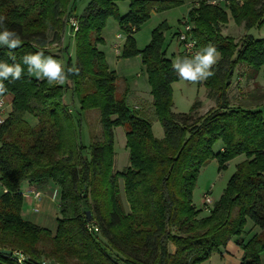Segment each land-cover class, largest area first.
Wrapping results in <instances>:
<instances>
[{
    "label": "trees",
    "instance_id": "16d2710c",
    "mask_svg": "<svg viewBox=\"0 0 264 264\" xmlns=\"http://www.w3.org/2000/svg\"><path fill=\"white\" fill-rule=\"evenodd\" d=\"M77 0H0V16L15 30L22 46L14 51L0 47V61L13 63L28 53L58 44L71 18L77 68L61 84H49L24 73L4 81L11 94V109L0 124V264H200L220 252L231 238L243 250L240 264H261L264 252V84L256 78L264 68V39L245 34L239 42L221 34L227 11L233 21L250 29L264 25V0H128V11L118 12L117 0H89L74 11ZM196 3L188 15L198 42L211 43L219 53L214 75L205 81L213 105L204 113L195 102L188 112H173L171 83L180 79L166 56L162 23L151 41L136 48L133 33L149 18L183 4ZM114 17L126 32L123 55L139 54L150 86L154 114L163 138H154L148 118L130 109L125 98L115 97L117 76L109 70L97 45L100 30ZM71 29V28H70ZM177 33H175L176 35ZM65 52V48L63 53ZM244 65L241 78L252 81L253 90L230 98L233 71ZM70 88L81 114L100 110V137L87 147L80 140L79 113L64 99ZM1 96V95H0ZM36 119L31 126L24 114ZM125 129L128 163L115 170L114 129ZM220 142L218 150L214 145ZM244 155L235 165L218 200L202 215L192 199L201 168L211 160L225 168L232 158ZM128 205L124 210L119 188ZM48 183L58 188V216L53 232L24 220L21 185ZM86 211L90 212L87 220ZM246 220L260 229L249 239L241 233ZM173 250L171 251V249Z\"/></svg>",
    "mask_w": 264,
    "mask_h": 264
},
{
    "label": "rangeland",
    "instance_id": "374dc122",
    "mask_svg": "<svg viewBox=\"0 0 264 264\" xmlns=\"http://www.w3.org/2000/svg\"><path fill=\"white\" fill-rule=\"evenodd\" d=\"M88 1L89 0H77L74 7L75 13L79 14ZM115 4L117 5L120 15H124L129 9L128 0H117ZM192 5L195 6L197 4L194 2H190V8ZM189 10L190 9L188 7L187 1H185L181 5L161 12L152 10L149 18L139 27L137 31L133 33L136 48L139 50L143 49L151 41L152 31L156 29L158 25L166 23V25L161 28V37L167 44L166 56L171 58L172 62L178 57H190L183 54L182 50H180L181 48L177 46L178 44H176V35L174 37L175 40L172 39L173 33H177L179 30H183L185 21H188L192 25V21H190L188 15ZM100 33L102 41L97 45V48L103 52L105 63L107 64L109 70L114 71L117 76L115 83V97L117 99L125 98V102L131 110L133 109L140 117L148 118L150 121V130L152 135L154 136V138L161 140L163 138V130L159 120L157 119L153 111L150 86L147 83L146 71L142 63L141 56L139 54H135L133 56L123 55L122 52L125 44L126 32L123 28H121L116 18L112 16L108 17L104 22ZM119 34L121 35V38H118ZM221 34L233 38V41L235 42H239L245 34H249L254 38L264 39V25L260 27L245 29L243 24H236L233 21L229 11H227V22L225 25L221 26ZM115 44H119L118 54L116 53V49L114 48ZM208 44L209 43L198 42L196 50L199 51L203 46H206ZM64 48L65 52L63 53ZM49 50L54 55H57L60 58V61L64 66H66L67 62H70L71 64L75 63L74 32H72L70 27H67L64 30L61 41L58 44L49 46ZM219 58L220 57L218 53V60ZM244 69L245 66L241 65L236 67L233 71L232 78L229 82L231 83L229 89L231 100H234V97L241 96V93L243 92L253 90L252 81L245 82L244 79L241 78V71ZM256 80L259 83L264 84V68L259 71ZM170 87L171 99L173 101L171 110L173 112H188L195 102H199L201 106L200 112L204 113L213 105V101H211V99L207 96L205 81L197 84H192L178 79L172 82ZM64 99L66 104L72 111L74 118L76 117V113L80 114V140L82 145L87 147L90 143L91 137H100V110L95 108L84 111L81 114L80 105L77 101L76 96L73 94L70 88H66V90L64 91ZM3 108L5 109V113L1 115V118L5 120L10 111L8 101L4 102ZM24 119L31 126L36 124V119L29 113L24 114ZM113 133V151L115 153L114 167L115 170L121 171L128 163L129 151L125 143V129L121 126H118L114 129ZM219 146L220 142H217L214 145L213 150H218ZM244 158V155L234 157L231 159L230 163H226L225 168L220 169L218 167L217 161L211 160L201 168L195 182L192 199L197 207L204 208L201 212L202 215H206L208 213V209H205L203 204L204 195L207 194L209 198L212 199V204L214 201L218 200L226 187L227 180L235 170V165L241 162ZM122 182V179L119 178L118 184L121 192V199L124 205V210L127 212L129 209L123 194ZM2 189L3 187L0 184V194ZM38 207L39 205L36 202L35 204L29 205L25 201L23 203V210L27 209L28 211L32 212L35 211V213H37L38 211H44L42 207ZM57 216L58 214L56 213V217ZM25 217H28V215L26 214ZM47 217L50 220V216ZM252 229H254V227L252 226L251 222L249 220H246L244 229L242 231L244 239L247 240L249 238L248 235L251 234ZM213 257H216L215 254L213 255ZM217 259L218 258H215L216 262H218ZM260 262L264 264V252L260 254ZM200 264L214 263L212 260L209 261L208 259L207 261Z\"/></svg>",
    "mask_w": 264,
    "mask_h": 264
},
{
    "label": "clouds",
    "instance_id": "9594fccd",
    "mask_svg": "<svg viewBox=\"0 0 264 264\" xmlns=\"http://www.w3.org/2000/svg\"><path fill=\"white\" fill-rule=\"evenodd\" d=\"M6 17L0 16V47L14 51L22 46L20 36L15 30L9 29L5 24ZM13 63L0 61V95L8 90L4 81H14L22 77L23 65L27 66L29 76L40 80H47L49 84H64L69 74L78 73L77 68H67L62 62L52 55H45L43 51L28 53L21 57V62H16L14 54L9 55ZM218 53L216 47L209 43L203 46L191 57H178L173 61V69L177 76L188 83L197 84L206 81L214 75L212 68L217 63ZM23 257H21L22 264Z\"/></svg>",
    "mask_w": 264,
    "mask_h": 264
},
{
    "label": "crops",
    "instance_id": "0c3cea01",
    "mask_svg": "<svg viewBox=\"0 0 264 264\" xmlns=\"http://www.w3.org/2000/svg\"><path fill=\"white\" fill-rule=\"evenodd\" d=\"M188 7L190 9V2L187 1ZM175 33H173L172 39H174ZM175 40V39H174ZM177 46L181 48L180 44ZM167 46V44L165 43ZM182 50V48L180 49ZM177 52V50H176ZM172 60V59H171ZM126 93V92H124ZM0 98L2 99L3 102L8 101L10 109H11V100L12 96L11 94H4L1 95ZM137 109V108H134ZM228 161L227 163H230ZM39 191L40 196L36 198L33 194L32 191ZM3 191V189H2ZM1 191V193H2ZM21 192H22V197H23V202H22V207L20 211V215L24 220H27L28 222L35 224L37 226L46 228L50 230L51 232L54 233L56 229V213L58 214V203L57 198H58V188L54 186L52 183H48L45 186L37 187L34 183L31 182H23L21 185ZM24 201L29 205V204H35V202L39 205L38 208L42 207L44 211L40 212L38 211L37 213L28 211L27 209L23 210V203ZM28 215V217H25V215ZM45 216V217H44ZM47 216H50V220L48 219ZM53 216V218H52ZM253 226V225H252ZM254 229H252V232L248 237L250 238L252 235L259 233L260 229L256 226H253ZM254 233V234H253ZM242 239L243 234L241 233ZM248 238V239H249ZM246 240V239H244ZM173 248L171 249V251ZM215 254V258H218V262L215 261V258L213 255ZM211 257L209 258V261H213V263H222V264H240L242 257H243V250L242 248L238 245L236 238H231L225 245V247L221 248L220 252L218 253H213ZM207 261V260H206ZM205 262V261H204ZM262 264V263H261Z\"/></svg>",
    "mask_w": 264,
    "mask_h": 264
},
{
    "label": "built area",
    "instance_id": "2783aa9c",
    "mask_svg": "<svg viewBox=\"0 0 264 264\" xmlns=\"http://www.w3.org/2000/svg\"><path fill=\"white\" fill-rule=\"evenodd\" d=\"M221 0H211L209 1L212 4H216ZM67 27H70L72 32H74L77 29V25H76V21L71 18L67 24ZM192 25L188 22L185 21L184 23V28L183 30H179L176 34V38L178 43L180 44L181 48H182V53L188 56H193L196 52H197V42L195 40V38L193 37V33H192ZM118 38H121V35H118ZM114 48L116 49V53L118 54V48H119V44H115ZM3 104L4 102L2 101V99H0V124L3 122V119L1 118V115H3L5 113V109L3 108ZM32 194L38 198L40 196V192L37 190H33ZM203 204L205 209H209L210 205H212V199L209 198V196L207 194L204 195L203 197ZM14 256L16 257L17 263L21 264V257H23L22 260V264L23 261L25 259V256L20 252V251H15L14 252Z\"/></svg>",
    "mask_w": 264,
    "mask_h": 264
},
{
    "label": "water",
    "instance_id": "95a60500",
    "mask_svg": "<svg viewBox=\"0 0 264 264\" xmlns=\"http://www.w3.org/2000/svg\"><path fill=\"white\" fill-rule=\"evenodd\" d=\"M227 83L229 84V81ZM85 213H86V216H87V220L89 221L90 220V212L86 211ZM0 253L6 254V255H10L11 254V250L2 249V250H0Z\"/></svg>",
    "mask_w": 264,
    "mask_h": 264
}]
</instances>
